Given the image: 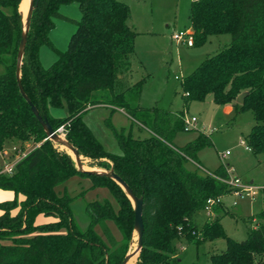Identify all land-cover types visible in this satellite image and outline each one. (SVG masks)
Instances as JSON below:
<instances>
[{
	"label": "trees",
	"instance_id": "trees-1",
	"mask_svg": "<svg viewBox=\"0 0 264 264\" xmlns=\"http://www.w3.org/2000/svg\"><path fill=\"white\" fill-rule=\"evenodd\" d=\"M19 2L0 0V150L7 140L30 141L32 148L11 174L0 170V189L14 193L12 199L0 202V264H121L134 236L129 198L111 178L78 172L65 151L45 140L43 128L19 92L15 75L22 31ZM68 3H76L80 10L76 29L67 48L54 49L57 58L43 67L39 49L51 46L54 18ZM129 16L128 5L120 0H39L20 67L25 94L54 130L63 126L64 137L79 154L105 159L103 169L112 168L135 196L143 198L142 247L135 264H180L177 241L183 238L198 246L219 237L226 246L209 256L211 264H264V196L256 216L260 222L248 227L243 240L225 234L224 214L217 213L220 203L211 206L212 218L201 225L196 222L208 198L232 191L222 181L229 178L228 167L219 165L212 176L193 164H199L198 151L212 145L202 132L183 146L173 143L177 132L184 130V111L139 105L144 82L128 81L137 36ZM189 19L192 47L203 45L210 35L228 33L231 40L182 78L184 104L211 95L217 105L231 104L236 112L249 110L254 124L245 142L253 155L264 160V0H192ZM100 92L104 99L93 98ZM241 93L246 95L239 104L236 98ZM63 104L66 116L51 114L52 108ZM102 104L111 112L123 109L148 135L135 137L131 129L110 126L121 153L105 150L83 120L90 108ZM76 174L91 178L94 187H108L118 204L114 210L108 201L88 202L89 226L83 230L73 220L71 197L55 190ZM39 214L48 219L37 222ZM108 220L120 239L107 230ZM97 224L105 237L94 231Z\"/></svg>",
	"mask_w": 264,
	"mask_h": 264
},
{
	"label": "rangeland",
	"instance_id": "rangeland-1",
	"mask_svg": "<svg viewBox=\"0 0 264 264\" xmlns=\"http://www.w3.org/2000/svg\"><path fill=\"white\" fill-rule=\"evenodd\" d=\"M120 1L128 5L130 9L128 23L138 32L134 54L131 58V81L143 80L144 82L139 105L142 107L154 105L171 111L180 110L184 111L186 117H196L195 128L177 132L173 143L183 146L197 137L198 133L208 135L212 145L204 147L197 153L198 163L203 169L212 172L219 165L230 163L235 169L233 174L238 175L243 182L253 181L256 185L264 183V160L260 155H253L241 144V141L246 140L254 124L251 112L249 110L236 112L234 108L228 109L225 105H217L212 101L211 95L203 101L193 100L185 105L180 88V81L184 76L191 73L207 55L215 53L220 47L230 42V34L210 35L201 46H186L183 43H176L171 34L187 30L189 27V8L192 0ZM23 2L25 0L19 2V11ZM59 12L60 16L54 18V27L49 32L51 46L44 44L39 49L40 62L43 67L49 66L57 58L54 49L62 52L67 48L69 38L80 18V10L76 3L61 5ZM175 75L178 78H175ZM104 97V92L93 95L95 99H104ZM51 113L58 117L66 116V105L52 108ZM83 120L105 150L115 154H120L121 150L110 126L117 130L131 129L135 137L148 135L146 130L135 122L132 123L126 114L118 110L110 113L106 107L87 111ZM59 134L64 137V129H61ZM56 147L60 151H65L73 159L66 148L59 145ZM3 148L7 150L6 154L0 150V167L4 169L13 165L14 160L18 159L14 148L22 154L25 148H32V143L27 141L14 145L11 140H7ZM81 160L84 168L89 170L103 168L101 164L107 162L105 159L95 160L84 155ZM190 167L193 166L190 165ZM55 190L59 194H67L71 197L72 217L82 230L89 226V216L86 212L88 202L108 201L114 210L118 209V204L108 187L102 185L94 187L92 179L83 175H73L57 185ZM263 196L264 192H259L255 199L245 195L235 197L230 193L223 196L217 213L224 214L221 218V225L228 237L237 241L243 240L247 235L248 227L259 224L260 221L256 216L262 206ZM11 197H14L12 191L0 189V202ZM233 200H236V205H232ZM207 213L203 210L196 215L195 219L199 225L207 218L214 216L213 213ZM47 219L42 214L36 216V221L39 223ZM105 225L114 238L120 239V233L112 221L108 220ZM93 229L97 234L105 237L102 225L97 224L93 226ZM135 242L134 233L129 252L135 248ZM225 246L226 240L219 237L213 241H203L198 246L187 243L182 238L176 242L175 247L181 260L180 264H211L209 256L221 252ZM136 256L132 264L136 263Z\"/></svg>",
	"mask_w": 264,
	"mask_h": 264
},
{
	"label": "water",
	"instance_id": "water-1",
	"mask_svg": "<svg viewBox=\"0 0 264 264\" xmlns=\"http://www.w3.org/2000/svg\"><path fill=\"white\" fill-rule=\"evenodd\" d=\"M39 0H28V7L26 12L23 14L20 11L21 15V20H22V31L20 35V41H19V46H18V51H17V57H16V69H15V75H16V81H17V86L19 89V92L21 96L25 99V101L28 103L31 112L43 128L46 138L45 140H50L54 144L63 146L66 149L71 150L72 152V157L75 162V167L78 172L80 173H87V174H99V175H104L106 177L111 178L114 180L120 187L121 189L125 192L126 196L129 198L133 211H134V222H133V230L136 236V242H135V248L132 250V252H127L123 261L121 264H126L129 259L133 255L139 254L141 247H142V237H143V219H142V210H143V198L142 197H137L133 194L129 186L119 177L118 175L115 174L112 168L110 169H103V168H94L92 170L85 169L81 160L82 155L79 154L78 150L62 135L59 134V130L56 129L54 130L48 120L45 117H42L37 108L31 103L27 95L25 94L23 87L21 85L20 81V67L22 64V59L24 55V50H25V44H26V39H27V33L29 30L30 26V20H31V15L33 9L37 6ZM245 93H241L237 96L236 102L239 104H242L245 98ZM136 256V257H137Z\"/></svg>",
	"mask_w": 264,
	"mask_h": 264
},
{
	"label": "built area",
	"instance_id": "built-area-1",
	"mask_svg": "<svg viewBox=\"0 0 264 264\" xmlns=\"http://www.w3.org/2000/svg\"><path fill=\"white\" fill-rule=\"evenodd\" d=\"M172 39L176 43H183L186 46H192V36H191V30H183L179 31L176 33L172 34ZM175 78H178V76H175ZM195 123H196V117L191 116V117H186L184 118V130H190L195 128ZM62 127V126H61ZM63 128H58L59 132ZM241 144L244 146V148L248 151L250 150V147L247 145V143L244 141H241ZM16 150V148H15ZM22 158V157H21ZM19 158L18 160H20ZM17 160V161H18ZM16 161V162H17ZM16 162L13 165H10L4 169H1V172L6 173V174H11L14 170V166ZM193 164L203 173L210 174L213 176V174L210 171H207L203 169L199 164L193 162ZM229 173V178L226 180H222L225 183H227L229 186H231L232 191L230 194H233L235 197H240V196H248L249 198L255 199V196L259 194V192H264V184L263 185H256L252 184L249 182H243L240 177L231 175ZM221 180V179H220ZM223 197H217V198H208L206 200V205L204 207V210H206L208 213L207 214H212L211 206L215 203H221ZM232 205H236V200H233Z\"/></svg>",
	"mask_w": 264,
	"mask_h": 264
},
{
	"label": "crops",
	"instance_id": "crops-1",
	"mask_svg": "<svg viewBox=\"0 0 264 264\" xmlns=\"http://www.w3.org/2000/svg\"><path fill=\"white\" fill-rule=\"evenodd\" d=\"M187 30H189L190 31V28L188 27L187 28ZM174 32V31H173ZM172 32V33H173ZM153 33V31L151 32V34ZM137 35H138V32H137ZM171 36H172V34H171ZM136 38H137V36L135 37V45H136ZM190 47H192V46H190ZM40 58V57H39ZM132 65V64H131ZM131 71H132V69H131ZM175 76H177V75H175ZM128 81L130 82V83H133V81H131V73H130V75H129V77H128ZM142 92V91H141ZM99 107H106V108H108L109 110H110V113H113L114 111H120V112H123L124 114H126L125 112H124V110L123 109H120V108H115L112 112H111V107L109 106V105H104V104H102V105H98V106H96V107H93V108H90L89 110H91V109H95V108H99ZM225 107L226 108H228V109H231V108H233V106L231 105V104H228V105H225ZM88 110V111H89ZM52 114V113H51ZM53 115V114H52ZM55 116V115H54ZM84 116H85V114L83 115V119H84ZM126 116L128 117V118H130V120H131V122L132 123H134V121L132 120V118L131 117H129L127 114H126ZM136 123V122H135ZM139 127H141L142 128V126L140 125V124H138V123H136ZM131 125H133V124H131ZM144 130H146V129H144ZM147 131V130H146ZM147 136V135H146ZM145 137V136H144ZM13 142V141H12ZM13 144L15 145V143L13 142ZM16 147V146H15ZM15 149V148H14ZM30 149L29 148H25V152H23L22 154H20L18 151L19 150H15L16 151V153H17V155H18V159L19 158H21V157H23L24 155H26L27 154V152L29 151ZM251 152V151H250ZM2 153L3 154H6L7 153V150L6 149H2ZM18 159H16V160H14V162L12 163V164H14ZM200 165V164H199ZM201 166V165H200ZM226 166L228 167V171L230 172V174L231 175H234V176H237V177H239L238 175H235V174H233L234 172H235V169H234V167L230 164V163H226ZM0 169H3L2 167H0ZM249 183H252V184H254L253 183V181H249ZM262 184H264V183H260L259 185H262ZM13 197H11L10 199H12ZM22 198V196L21 195H18V199H21ZM9 200V199H8ZM2 213V210H0V214ZM214 214V213H213Z\"/></svg>",
	"mask_w": 264,
	"mask_h": 264
},
{
	"label": "bare ground",
	"instance_id": "bare-ground-1",
	"mask_svg": "<svg viewBox=\"0 0 264 264\" xmlns=\"http://www.w3.org/2000/svg\"><path fill=\"white\" fill-rule=\"evenodd\" d=\"M21 7L22 8L20 11L24 14L27 10V7H28V0H25V2H23V4H21ZM67 151L72 155L71 150L67 149ZM134 258H135V255H133L126 264H132Z\"/></svg>",
	"mask_w": 264,
	"mask_h": 264
}]
</instances>
